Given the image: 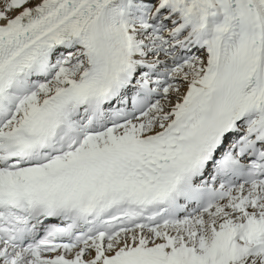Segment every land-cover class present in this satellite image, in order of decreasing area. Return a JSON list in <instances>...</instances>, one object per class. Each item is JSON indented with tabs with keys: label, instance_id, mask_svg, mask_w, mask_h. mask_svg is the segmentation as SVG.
<instances>
[{
	"label": "snow or ice",
	"instance_id": "6c2138e0",
	"mask_svg": "<svg viewBox=\"0 0 264 264\" xmlns=\"http://www.w3.org/2000/svg\"><path fill=\"white\" fill-rule=\"evenodd\" d=\"M0 264H264V0H0Z\"/></svg>",
	"mask_w": 264,
	"mask_h": 264
}]
</instances>
